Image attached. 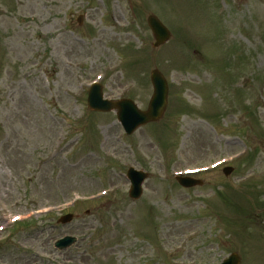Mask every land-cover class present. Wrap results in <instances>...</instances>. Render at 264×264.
<instances>
[{"label": "rangeland", "instance_id": "rangeland-1", "mask_svg": "<svg viewBox=\"0 0 264 264\" xmlns=\"http://www.w3.org/2000/svg\"><path fill=\"white\" fill-rule=\"evenodd\" d=\"M154 69L158 123L127 136L89 111L95 81L145 111ZM130 168L150 175L139 201ZM0 247V264H264V0H0Z\"/></svg>", "mask_w": 264, "mask_h": 264}, {"label": "water", "instance_id": "water-1", "mask_svg": "<svg viewBox=\"0 0 264 264\" xmlns=\"http://www.w3.org/2000/svg\"><path fill=\"white\" fill-rule=\"evenodd\" d=\"M148 25L156 41L154 45L155 48L164 45L170 40L171 33L157 17L153 15L149 16ZM151 81L154 87V94L146 112L140 111L136 104L131 100H105L102 93V87L98 85H94L89 92L88 106L90 110L94 112L108 113L117 111L118 120L125 129L127 135H132L140 127L159 121L167 109L169 89L166 79L158 70H154L151 74ZM230 172L231 170H228L226 174L228 175ZM128 177L132 182L130 197L134 200H138L142 195V184L148 178V175L131 169L128 172ZM181 184L185 187L196 185L193 181H181ZM71 220L72 216H67L60 222L66 224ZM75 242L76 239L67 237L59 241L56 244V247L60 250L66 249L72 246ZM239 263L240 260L237 255H233L223 264Z\"/></svg>", "mask_w": 264, "mask_h": 264}, {"label": "flooded vegetation", "instance_id": "flooded-vegetation-1", "mask_svg": "<svg viewBox=\"0 0 264 264\" xmlns=\"http://www.w3.org/2000/svg\"><path fill=\"white\" fill-rule=\"evenodd\" d=\"M0 249H2V248L0 247Z\"/></svg>", "mask_w": 264, "mask_h": 264}]
</instances>
